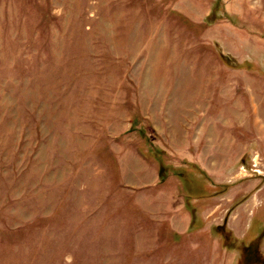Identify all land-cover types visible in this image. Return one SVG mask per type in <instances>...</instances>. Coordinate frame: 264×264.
Here are the masks:
<instances>
[{
    "label": "rangeland",
    "instance_id": "1",
    "mask_svg": "<svg viewBox=\"0 0 264 264\" xmlns=\"http://www.w3.org/2000/svg\"><path fill=\"white\" fill-rule=\"evenodd\" d=\"M0 264H264V0H0Z\"/></svg>",
    "mask_w": 264,
    "mask_h": 264
}]
</instances>
